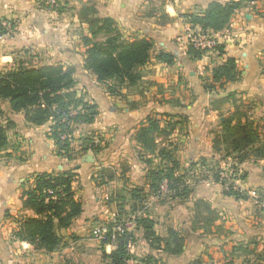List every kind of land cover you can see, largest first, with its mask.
<instances>
[{
  "label": "crops",
  "instance_id": "crops-1",
  "mask_svg": "<svg viewBox=\"0 0 264 264\" xmlns=\"http://www.w3.org/2000/svg\"><path fill=\"white\" fill-rule=\"evenodd\" d=\"M41 1L0 0V22L11 20L15 23L12 33L0 35V70L18 62L28 67L55 64L73 67L75 88L96 103L99 110L94 122L79 125L74 136L88 132L100 134L107 147L100 158L110 166L111 175L107 185L95 184V179L89 175L97 160L93 155V163H86L82 158L71 163L59 157L50 138L51 121L37 126L27 123L22 112H13L8 101H2V121L11 120L13 126L7 131L8 145L0 152V264H106L102 252L109 253L114 247L112 244L101 245L93 232L95 225L109 224L121 216L132 215L134 219L147 214L154 221V230L161 236L168 227L179 228L185 235L184 251L173 256L154 249L143 238L142 229H134L132 220L129 229H133L136 241L130 245V252L138 258L151 255L168 260L167 264H186L198 257L193 249L188 252L186 246L187 237L194 231L187 227V216L193 217V210H187L186 206L191 207L198 199L219 213L216 225L221 230L231 227L232 233L223 241L227 245L232 241L229 250L241 243L248 245L249 250H261L264 220L251 214L250 209L255 210L254 202L258 201H254L249 193L264 194L263 158L253 155L249 147L240 148L232 157H226L229 161L234 160L233 164L241 174L236 185L247 193L245 200L224 195L222 184L210 174L193 185L194 188L189 187L194 191L188 201L174 203L168 199L163 202L150 191L146 178L148 170L156 165V160L159 162V158L145 153L135 134L148 116L160 120V117H166L162 114H169L175 117L168 121H177L178 115H183L185 120L178 123L165 140L168 148L175 149L173 142L176 139L181 143L178 151L180 167L181 172L188 171L187 175L194 172L191 163L202 157L211 161L223 158V153L214 151L212 141L221 134V123L234 112L235 106L247 113L258 131L259 141L264 142V0L236 10L219 32L208 31L223 46L222 54L208 52L194 61L187 54L185 16L202 13L211 1L225 3L231 0H58L56 10L46 8ZM86 6L100 19L112 18L125 36L146 37L153 42L150 60L141 69V80L132 86L122 85L118 89L121 96L107 89L112 81L98 83L83 67L84 48L79 33H88L80 20ZM28 47L37 48L34 50L43 55L40 62L27 65L22 61L27 57L21 55V50ZM160 51L171 54L173 63L169 65L156 59L155 55ZM229 57L236 60L240 78L227 83L217 94L206 91L204 83L212 78L211 68ZM51 58H56L57 62H52ZM229 92H234L233 98L222 103L218 101ZM216 120L217 126L214 125ZM161 124L165 122L161 121ZM161 138H156L159 145H162ZM70 167L75 168L73 189L75 198L81 201L82 212L70 226L59 230L63 237L62 247L46 253L29 243L14 240L12 232L20 222L36 216L34 211L22 206V184L26 180L33 184V175L37 173L58 172ZM135 188L141 189L137 198L132 196ZM127 194L133 202L143 198L140 201L146 210L138 212L127 206L124 203ZM7 214L11 216L9 219ZM225 223L229 225L225 226ZM7 224H12L13 231L6 237ZM220 237L224 238L223 235ZM222 252L227 255L226 251ZM245 253L239 251L237 254Z\"/></svg>",
  "mask_w": 264,
  "mask_h": 264
},
{
  "label": "trees",
  "instance_id": "trees-1",
  "mask_svg": "<svg viewBox=\"0 0 264 264\" xmlns=\"http://www.w3.org/2000/svg\"><path fill=\"white\" fill-rule=\"evenodd\" d=\"M247 5L246 0H231L225 3L211 1L202 13L189 14L185 19L192 26H199L204 31L219 32L228 24L236 10ZM87 10L93 12V9L87 6L81 12L85 13ZM89 23L94 29H89V32L83 34L80 39V44L84 48L83 67L95 76L98 83L112 81L107 89L110 93L121 96L118 89L122 85L132 86L141 80V69L150 60L153 42L146 37L125 36L112 18L100 19L93 14ZM0 33H5L1 24ZM98 36H102V39L98 40ZM216 51L219 55L222 54L223 46L217 44ZM187 54L190 60L194 61L200 59L204 53L188 46ZM155 58L169 65L174 61L171 54L162 51L157 53ZM211 72L212 78L204 83V88L216 94L227 83L237 81L241 74L236 60L232 57L227 58L222 64L213 66ZM75 85L74 68L62 64L28 67L18 62L13 67L0 70V152L8 145L7 131L13 126L11 120L2 121L4 112L1 102L8 101L10 109L13 112H22L27 123L37 126L51 121L50 138L59 157L71 163L89 152L97 157L102 151L100 144L103 138L100 134L88 132L73 137L79 125L94 122L99 113L97 104L86 99ZM233 97L234 92H229L218 101L222 103ZM161 116L170 118L160 117L159 120L148 116L135 134L136 141L145 153L155 154L159 158L158 164L149 169L146 175L149 189L155 196L161 197L159 186L165 180L172 198L184 197L189 193V186L184 179L188 171L181 172L174 148L159 145L156 138L161 136L167 138L185 117L178 115L177 121H168L175 116L169 114ZM161 121L165 124L162 125ZM221 126V134L212 141L214 151L228 156L239 152L240 148L249 147L253 155L264 159V142L259 141L258 131L247 113L239 106H235L234 112L224 118ZM64 134L68 136L61 138ZM199 161L191 163L190 168L212 164L211 159L207 157H202ZM212 176L215 181L220 182L216 173ZM75 178V168L70 167L58 172L37 173L33 175V184L26 180L22 184L20 199L23 208L34 211L36 216L22 220L18 228L12 232V238L29 243L34 249L46 253L62 247L63 237L59 230L70 226L74 218L82 212L81 201L75 198L73 189ZM220 183L224 195L236 199L248 198L247 193L234 188L233 185L225 186L223 182ZM140 191V188L133 189L132 196L137 198ZM194 204L192 230L199 228L195 225L200 221L204 222L207 231L210 230L213 221L220 219L219 213L204 200L198 199ZM120 222L115 219L114 223L106 224L109 233L100 243L102 246L112 244L114 247L109 253L102 252L106 264H155L161 261L151 255L138 258L130 252L129 247L136 241V236L129 227L124 226L121 232H116L115 241H111L112 227ZM133 222L134 229L141 228L143 238L154 249L173 256L183 253L185 235L181 230L168 227L165 235L161 236L154 230V221L148 214L134 218ZM239 251L247 252L251 257L242 259L241 263L232 257L226 258L224 264H264V246L261 250L255 251L249 250L248 245L241 243L231 249L232 253L237 254ZM186 264L205 262L203 257L198 256Z\"/></svg>",
  "mask_w": 264,
  "mask_h": 264
},
{
  "label": "rangeland",
  "instance_id": "rangeland-1",
  "mask_svg": "<svg viewBox=\"0 0 264 264\" xmlns=\"http://www.w3.org/2000/svg\"><path fill=\"white\" fill-rule=\"evenodd\" d=\"M44 1L45 0H42L40 2V4L44 5ZM56 9H58V8H56ZM91 12H92L91 10H87V11H85V13L81 12V14H80L81 23L84 24L83 28H86L87 32H89V29H91V30L94 29V26L90 25V23H89V20L93 17V14ZM9 33H12V31ZM9 33L5 32V34H9ZM83 33L84 32L82 31L79 33V35L82 37ZM0 35H2V33H0ZM97 39L98 40L102 39V36H98ZM34 49H37V48L28 47L27 49L21 50V52L23 53L21 55H23V57H27L26 60L23 59L22 61L27 62V65H34L35 62H37V61L40 62L41 58H43V55H39V52H37V50H34ZM51 61L57 62L56 58H54V59L51 58ZM214 125H216V126L218 125V120L215 121ZM213 135L215 136L216 134L214 133ZM165 139L166 138H164V137L161 138V144L162 145L167 144ZM173 143H176L174 152L176 155V159L180 163L178 151L180 150V147H181L180 144L181 143L177 139ZM100 145H101L102 151L100 152V154L97 157H95L97 159L96 164L93 163V165L91 166V167H94L95 169L91 170L89 175L92 179H95V181H96L95 184L98 182L99 185L104 186V185L108 184V179L110 178V175H111V168H110V166L109 167L106 166V164H105L106 162L101 161L100 157L105 153L107 147H105L104 141H102V144H100ZM171 149H172V147H171ZM89 154L92 155V153H89ZM228 156L232 157V154H230ZM228 156L224 155L223 158L217 159V160L212 159L211 165L195 166L193 169L194 170L193 174L187 175L184 178L186 183L187 182L189 183V184L187 183L188 186L193 187V185L197 184L198 181L206 178L210 174L212 175V174L216 173V175L219 176L220 171H223V172L231 175V181H233L232 183H234V181L238 180L241 177V174L239 172H237L236 166H234V164H233L234 160L229 161L226 158ZM79 159H77L78 160L77 162L80 161ZM154 163H156V165H157L158 160H156ZM103 165H105V166H103ZM212 167H213V170H212ZM216 169H217V171H216ZM133 185L135 187V184H133ZM188 189H189V193H187V196L180 197V198H172L171 194L169 192H166L161 197H159V198H162V200H160V201L164 202V201H168V199L172 200L174 203H183L184 199H187L186 201H188L189 198L192 197V193L194 191V189H192V188H188ZM249 194L253 196L254 201H256V200L258 201V203L254 202V206H256L257 208H255V210L253 208L250 209V212L253 211V212H251V214L255 213L256 216H254V217H260V218H262L261 221H263L264 220V194L260 196V193L257 191H255L254 193H249ZM127 196H128V194H127ZM109 197H110V194H109ZM127 199H128V201L126 202L125 200H127ZM125 200H124V203L127 206H130V208L132 207L133 210H136L138 212H141V211L143 212L144 210H146L145 204H142L143 202H141L144 200L143 198H140L136 202H133L130 198V195H129L128 197H125ZM194 203L195 202L193 201V204L191 207H190V205H187L186 206L187 210H194L195 211V204ZM131 212H132V210H129V213H131ZM6 217H7V219H9V217H11V216L9 214H7ZM187 217H188L187 218L188 219L187 227L192 228V215L191 216L189 215ZM176 219L178 221L179 217H177ZM125 220L126 221L127 220L132 221L133 220L132 215H131V217L130 216L129 217L128 216H125V217L121 216L119 219V221H125ZM226 220H228V218H226ZM11 222H14L13 219ZM216 222H217V219H215L213 221V224H212L213 226L208 231L206 230L207 228H206V226H204L203 221H200V222H198V224L195 225V227H199V228L196 229L195 231H193V233H190L189 235H191V236L187 237L188 241H187L186 246H187L188 252L193 249L197 254L196 256H199V254H200V256L203 257L205 264H224V261H226L225 259L226 258L230 259V257L236 259L239 263H241L240 261H242V259H244V258L247 259L249 256L246 253L239 256V254L232 253L230 251L231 249L229 250L228 247H230L229 245L232 243V241L229 242L228 245L226 244V242H223L224 240H226L225 236H229L230 233H232L231 227H229V228L224 227L221 230V228H219V226L216 225ZM104 224L106 225L107 223H104ZM177 224H179V222ZM227 225H229V224L225 223V226H227ZM97 226H98V224H97ZM262 226H264L263 223H262ZM95 227H96V225H95ZM128 227L131 228L132 224H130ZM94 229L95 228H93V232H94ZM12 231H13L12 224H7L5 227L6 237L10 236V233ZM221 235H223L224 238H221L220 237ZM224 245H226V246H224ZM222 250L226 251L225 254H227V255H224ZM159 259H161V261L158 263H155V264H167V262H168V260H166L162 257H159ZM150 264H153V263H150Z\"/></svg>",
  "mask_w": 264,
  "mask_h": 264
},
{
  "label": "built area",
  "instance_id": "built-area-1",
  "mask_svg": "<svg viewBox=\"0 0 264 264\" xmlns=\"http://www.w3.org/2000/svg\"><path fill=\"white\" fill-rule=\"evenodd\" d=\"M257 2V0H246V3L248 5H254ZM44 6L50 10H54L59 6V1L58 0H45L44 1ZM1 27L5 30L6 33H9L13 31L15 28V23L11 20H3L0 22ZM186 30L184 33L185 40H186V45L187 47L190 46L193 49L197 51H201L203 53H217L216 51V45L218 44V41L215 36L211 35L208 31L202 30L199 26H192L188 21H186ZM73 113V112H72ZM71 113V114H72ZM68 135H62L61 138H65ZM73 137L74 133H73ZM76 138V137H75ZM219 180L225 184V186L228 185H233L234 188L239 189L238 186L236 185V181L232 183L231 181V175L220 171L219 172ZM240 190V189H239ZM168 192L167 189V183L165 180H163L159 186V194L162 196L164 193ZM115 220L112 222L114 223ZM131 224V220H125L121 221L120 223H115L112 227V232H111V241H115V233L116 232H121L125 227H128ZM95 236L96 238L101 242L103 241L109 233L108 227L105 224L98 225L94 229Z\"/></svg>",
  "mask_w": 264,
  "mask_h": 264
},
{
  "label": "water",
  "instance_id": "water-1",
  "mask_svg": "<svg viewBox=\"0 0 264 264\" xmlns=\"http://www.w3.org/2000/svg\"><path fill=\"white\" fill-rule=\"evenodd\" d=\"M82 161L86 162V163H93L94 162V158L91 154L87 153L82 157Z\"/></svg>",
  "mask_w": 264,
  "mask_h": 264
}]
</instances>
